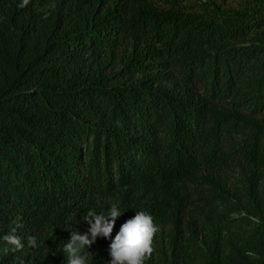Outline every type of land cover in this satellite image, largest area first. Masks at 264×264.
I'll use <instances>...</instances> for the list:
<instances>
[{"label": "trees", "instance_id": "1", "mask_svg": "<svg viewBox=\"0 0 264 264\" xmlns=\"http://www.w3.org/2000/svg\"><path fill=\"white\" fill-rule=\"evenodd\" d=\"M20 3L0 0V237L23 223L25 247L0 264H67L114 203L112 238L138 211L158 227L144 264H264V0Z\"/></svg>", "mask_w": 264, "mask_h": 264}, {"label": "clouds", "instance_id": "2", "mask_svg": "<svg viewBox=\"0 0 264 264\" xmlns=\"http://www.w3.org/2000/svg\"><path fill=\"white\" fill-rule=\"evenodd\" d=\"M29 0H22L19 7L23 8ZM118 204H110L107 214H98L94 210H88L82 216V220L89 227L81 234L78 230L71 232L70 240L63 244L62 251L65 254L67 264H89L86 248L97 240V237L111 239L108 248L111 260L109 264H144L154 253L153 238L158 231L153 217L145 212L137 214L123 223L112 238L116 219L122 215ZM23 228V223H16L13 228L2 237L5 244L3 254H15L24 249V238L18 234V229ZM27 245L31 248L38 247L37 238L29 235Z\"/></svg>", "mask_w": 264, "mask_h": 264}, {"label": "rangeland", "instance_id": "3", "mask_svg": "<svg viewBox=\"0 0 264 264\" xmlns=\"http://www.w3.org/2000/svg\"><path fill=\"white\" fill-rule=\"evenodd\" d=\"M152 3L161 7H183L187 10L204 11L205 7L210 6V2H218L226 6L227 8H241L245 0H149Z\"/></svg>", "mask_w": 264, "mask_h": 264}]
</instances>
